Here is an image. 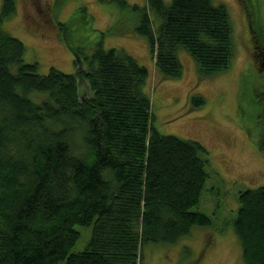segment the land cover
<instances>
[{"label": "trees", "instance_id": "obj_1", "mask_svg": "<svg viewBox=\"0 0 264 264\" xmlns=\"http://www.w3.org/2000/svg\"><path fill=\"white\" fill-rule=\"evenodd\" d=\"M16 2L2 0L0 8V264H142L147 242L174 244L194 225H211L210 216L192 210L208 179L207 150L151 125L147 68L123 49L96 42L90 52L74 48L75 65L85 68L40 74L36 61H24V43L1 26ZM147 4L161 21L154 30L142 11L134 30L148 41L160 79L182 75L181 46L198 79L228 67L235 47L225 5ZM59 26L63 34L67 23ZM190 98L193 107L205 103L200 95ZM237 197L233 229L242 261L264 264V185ZM75 224L92 227L79 252H71L80 237Z\"/></svg>", "mask_w": 264, "mask_h": 264}, {"label": "rangeland", "instance_id": "obj_2", "mask_svg": "<svg viewBox=\"0 0 264 264\" xmlns=\"http://www.w3.org/2000/svg\"><path fill=\"white\" fill-rule=\"evenodd\" d=\"M127 1L139 8L112 0H17L16 12L1 26L24 43V61H36L40 74L51 67L67 73H74L76 66L85 68L81 62L75 65L74 48L90 52L96 42L104 49H123L143 64L149 73L144 91L152 105L151 125L162 135L198 140L207 150L208 179L192 210L206 213L212 223L194 225L174 244L147 242L142 264H245L233 224L239 192L264 185V0H212L227 7L235 49L225 70L203 79H198L195 61L182 46V75L159 78L148 41L134 27L142 11L149 14L154 30L161 19L147 0ZM163 1L168 5L172 0ZM62 22L67 23L64 36ZM78 86L81 97L87 98L89 87L82 80ZM194 94L205 103L193 107ZM74 226L80 237L71 252L83 251L92 227Z\"/></svg>", "mask_w": 264, "mask_h": 264}, {"label": "flooded vegetation", "instance_id": "obj_3", "mask_svg": "<svg viewBox=\"0 0 264 264\" xmlns=\"http://www.w3.org/2000/svg\"><path fill=\"white\" fill-rule=\"evenodd\" d=\"M256 41L257 37L252 36V46L254 47V49H256ZM254 56H256V54Z\"/></svg>", "mask_w": 264, "mask_h": 264}, {"label": "crops", "instance_id": "obj_4", "mask_svg": "<svg viewBox=\"0 0 264 264\" xmlns=\"http://www.w3.org/2000/svg\"><path fill=\"white\" fill-rule=\"evenodd\" d=\"M179 54V53H178ZM153 62V61H152ZM154 63V62H153ZM155 66V65H154Z\"/></svg>", "mask_w": 264, "mask_h": 264}]
</instances>
